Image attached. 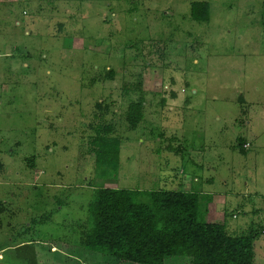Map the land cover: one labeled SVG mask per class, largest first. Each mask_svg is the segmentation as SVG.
<instances>
[{
  "label": "rangeland",
  "instance_id": "rangeland-1",
  "mask_svg": "<svg viewBox=\"0 0 264 264\" xmlns=\"http://www.w3.org/2000/svg\"><path fill=\"white\" fill-rule=\"evenodd\" d=\"M104 124L117 175L86 148ZM0 164V264H124L81 243L101 187L198 192L264 264V0H0Z\"/></svg>",
  "mask_w": 264,
  "mask_h": 264
},
{
  "label": "trees",
  "instance_id": "trees-1",
  "mask_svg": "<svg viewBox=\"0 0 264 264\" xmlns=\"http://www.w3.org/2000/svg\"><path fill=\"white\" fill-rule=\"evenodd\" d=\"M190 11L198 22L210 21L208 1H193ZM144 106L143 96L130 102L127 121L131 128L143 120ZM97 107L102 111V102ZM121 146L115 126L104 124L86 148L101 173L117 175ZM93 195L81 243L119 263L167 264L183 256L190 258L189 264H255L258 234L254 230L237 236L229 233L226 222L214 221L212 199L200 209L198 192L101 187Z\"/></svg>",
  "mask_w": 264,
  "mask_h": 264
},
{
  "label": "built area",
  "instance_id": "built-area-1",
  "mask_svg": "<svg viewBox=\"0 0 264 264\" xmlns=\"http://www.w3.org/2000/svg\"><path fill=\"white\" fill-rule=\"evenodd\" d=\"M247 145H248V144H247ZM247 145H246V146H247Z\"/></svg>",
  "mask_w": 264,
  "mask_h": 264
}]
</instances>
